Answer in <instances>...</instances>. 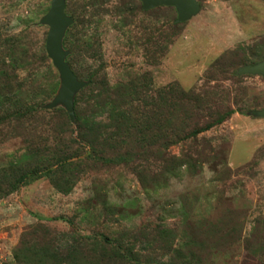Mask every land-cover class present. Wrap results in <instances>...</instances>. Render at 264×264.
Returning <instances> with one entry per match:
<instances>
[{"label":"rangeland","instance_id":"obj_1","mask_svg":"<svg viewBox=\"0 0 264 264\" xmlns=\"http://www.w3.org/2000/svg\"><path fill=\"white\" fill-rule=\"evenodd\" d=\"M196 2L177 22L139 0H65L61 49L84 83L71 122L47 107L62 86L40 23L51 0H0V264H264V76L237 74L264 60V0ZM128 85L144 87L119 99L135 108L195 94L161 147L169 173L132 162L142 143L86 142L121 124L99 88Z\"/></svg>","mask_w":264,"mask_h":264},{"label":"trees","instance_id":"obj_2","mask_svg":"<svg viewBox=\"0 0 264 264\" xmlns=\"http://www.w3.org/2000/svg\"><path fill=\"white\" fill-rule=\"evenodd\" d=\"M260 60L261 59L257 60L256 63L260 62ZM129 88V85L127 88L120 87L117 89H111L104 86L99 88L98 106L109 107V109H111L110 114L112 111L114 112L116 110V114L119 117L121 124L114 126L113 131L108 134L105 132L107 127H102V130L98 129V137L96 136L94 138L90 136V133L95 135V126L91 127L90 130H85V138L91 137L87 139L86 142L91 145L99 144L108 146L109 142H115L114 140L119 143H122L123 140H131L132 142H136L139 147L143 144V146L148 149L141 147V149H136L134 152H131L130 155H133L132 162L142 161L141 157L148 155L152 157V161L160 164V170L157 175L169 173L172 170L174 163L177 161V158L171 156L169 153H162L161 147L167 149L169 146L167 142L171 141L170 144H172L175 141L174 139H177V137L183 133V128L179 125L177 118V111L179 109L177 100L179 96L183 97L190 106L196 99L195 94H193V91L183 94L173 87H167L160 92L161 97L164 99L163 102H159L158 104L143 102L142 108H135L132 102H125V100L122 102L119 99L122 95H127L128 93H134L139 96L141 95L140 89L144 87L140 89L137 88L136 90H129ZM164 103L166 106L162 108V104ZM118 105H120L119 108L115 109ZM188 112L185 111V113H187L186 117L189 115ZM225 119L226 118L216 117L213 120V124H222ZM189 136L192 135L190 134ZM158 143H160V145ZM196 155L198 154L196 153ZM124 156L126 155L124 154ZM185 156L187 157L185 163L193 161V159L188 158L187 155ZM196 160L197 159H195V161ZM114 250L112 249L110 251ZM120 264H125V262H120Z\"/></svg>","mask_w":264,"mask_h":264},{"label":"water","instance_id":"obj_3","mask_svg":"<svg viewBox=\"0 0 264 264\" xmlns=\"http://www.w3.org/2000/svg\"><path fill=\"white\" fill-rule=\"evenodd\" d=\"M65 0H51L50 8L40 23L49 27L45 50L47 56L51 59L53 66L57 69L62 86L52 102L47 106L49 109L54 108L56 104L62 103L71 122L74 121L72 108L73 95L83 87L84 83L78 81L65 63V52L61 49V40L65 29L71 25L72 20L64 13ZM144 10L155 7H173L177 13V22H185L199 11L196 0H139ZM238 75H261L264 76V60L240 67L237 70ZM264 117V110L258 113Z\"/></svg>","mask_w":264,"mask_h":264}]
</instances>
